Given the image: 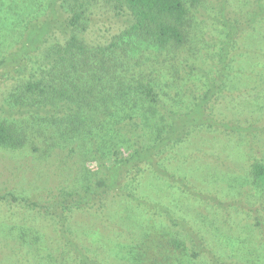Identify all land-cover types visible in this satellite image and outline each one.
Instances as JSON below:
<instances>
[{
  "label": "trees",
  "instance_id": "obj_1",
  "mask_svg": "<svg viewBox=\"0 0 264 264\" xmlns=\"http://www.w3.org/2000/svg\"><path fill=\"white\" fill-rule=\"evenodd\" d=\"M198 2L48 0L43 14L35 13L23 25L2 32L8 47L0 57V147L34 146L36 137L29 127L38 121L49 127L46 138L54 139L59 130L80 139L91 136L103 145L98 157L99 165L107 168L105 177L74 190L77 195L73 205L65 207L69 214H63L64 221L70 222L81 205L93 208L92 200L102 201L97 213L118 200L117 204H133L145 219L181 224L174 219L187 216L182 209H161L162 201H156L150 187L162 184L180 197L198 196L202 189L191 180L192 162L185 152L192 140L214 129L230 141L243 133L245 124L263 121L259 108L264 107V90L253 92L251 82L241 90L243 100L254 95L262 102L256 109L228 98L230 89L238 87L235 73L242 75L240 55L232 52L228 32L215 43L218 23L219 31L206 24L208 19L193 23L191 8ZM104 12L126 23L105 42L93 44L85 36L87 25ZM247 110L259 120L239 116ZM226 120L235 125L230 127ZM246 173L264 185V155L252 157ZM229 189L230 185L223 189L224 196ZM187 201L194 206L201 199ZM168 242L140 243L138 257L150 258L149 264H168L170 258L187 253L180 232ZM191 257L197 252L193 250Z\"/></svg>",
  "mask_w": 264,
  "mask_h": 264
},
{
  "label": "rangeland",
  "instance_id": "obj_2",
  "mask_svg": "<svg viewBox=\"0 0 264 264\" xmlns=\"http://www.w3.org/2000/svg\"><path fill=\"white\" fill-rule=\"evenodd\" d=\"M3 1L0 57L8 47L3 38L6 33L1 36L4 29L9 33L10 28L23 25L33 14L40 16L48 3ZM191 16L195 24L208 19L206 24H214L218 31L217 23L220 25L217 44L219 37L223 39L230 33L232 52L240 55L242 75L235 73L233 81L238 87L230 89L228 98L256 109L262 102L256 101L254 95L243 100L241 90L245 92L246 82H251L253 92L264 90V0H199L191 8ZM125 23L123 17H108L104 12L87 25V35L84 34L91 43L101 44ZM225 102L224 98L222 103ZM259 109L264 112V107ZM239 116L259 120L249 110ZM226 122L230 127L235 125L234 120ZM33 123L29 134L36 137L34 146L19 150L0 147V195L5 196L0 198V264H149L150 258L138 257L140 243H169L178 232L188 250L183 256L170 258L168 264H264V185L253 182L246 173L251 158L264 155V119L245 124L243 133L230 141L214 129L192 140L185 152H189L192 162L191 180L202 190L198 196L190 193L186 198L198 197L200 203L193 206L174 190H168L167 185L150 187L156 201H162L161 209L169 205L187 215L174 219L181 223L175 225L168 220L145 219L133 204H117L118 200L114 207L100 208L98 213L102 201L92 200L93 208L87 203L81 205L70 222L64 221L63 214H69L65 207L77 195L74 190L105 177L107 168L99 165L98 157L103 145L91 136L80 139L59 130L54 132V139L46 138L44 130L50 133L49 127L41 121ZM229 185V195L224 196ZM161 190L160 195L157 192ZM68 191L71 196L66 195ZM152 206L159 211L155 204ZM193 250L197 257H191Z\"/></svg>",
  "mask_w": 264,
  "mask_h": 264
}]
</instances>
